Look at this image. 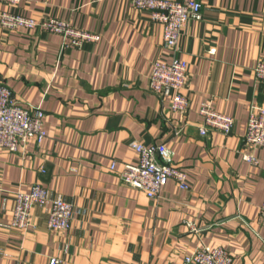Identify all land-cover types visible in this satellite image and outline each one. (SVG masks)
Wrapping results in <instances>:
<instances>
[{"label": "crops", "instance_id": "obj_1", "mask_svg": "<svg viewBox=\"0 0 264 264\" xmlns=\"http://www.w3.org/2000/svg\"><path fill=\"white\" fill-rule=\"evenodd\" d=\"M198 1L202 19L189 21L178 42L185 114L149 91L152 63L170 62L172 52L162 26L130 0L0 2V11L100 37L69 49L60 35L0 29V83L43 111L46 133L17 153L0 150V264H183L201 243L227 250L231 264H264V147L244 141L250 108L264 107V82L253 72L264 61V0ZM202 103L233 117V130L201 136ZM132 142L171 149L188 189L170 180L150 199L123 185L116 171L138 162ZM34 184L72 205L69 229H49L41 207L32 209L30 231L10 227L16 193Z\"/></svg>", "mask_w": 264, "mask_h": 264}, {"label": "built area", "instance_id": "obj_2", "mask_svg": "<svg viewBox=\"0 0 264 264\" xmlns=\"http://www.w3.org/2000/svg\"><path fill=\"white\" fill-rule=\"evenodd\" d=\"M137 10L148 11L151 20L163 28V45L172 52L170 62L154 61L149 76V91L161 100L170 98V110L185 114L189 100L183 94L188 80L186 63L178 57L179 38L189 21H201V3L198 0H130ZM9 6H18L21 0H0ZM0 29L9 31L37 30L60 35L68 41L66 48L81 49L85 45L95 44L100 37L97 33L81 30L66 21L54 18L36 20L17 14L0 11ZM209 53H214L210 50ZM254 77L264 82V61H258L254 68ZM202 123L199 134L206 136L212 132L229 134L235 125L233 117L212 109L209 103H202L199 108ZM44 113L22 105L11 89L0 83V150L17 153L23 150L29 138L40 144L46 133L43 128ZM182 128L175 130L179 135ZM244 141L253 150L264 147V107H251L246 123ZM131 148L138 154L136 164H125L116 171L119 181L132 189L138 190L150 199L158 197L161 188L174 181L182 190H187L186 172L174 165V153L165 145L144 146L136 142ZM242 158L251 165L257 164L252 153L243 154ZM109 171L115 173V163ZM44 208L47 215V227L51 230H67L72 217V205L61 195L49 198L47 189L41 184H34L28 193L18 192L10 227L24 234L34 228L32 209ZM258 217L264 222V202L259 207ZM245 225L248 224L243 221ZM232 256L221 247H209L203 243L184 257L183 264H231ZM48 264H64L60 258L52 257Z\"/></svg>", "mask_w": 264, "mask_h": 264}]
</instances>
